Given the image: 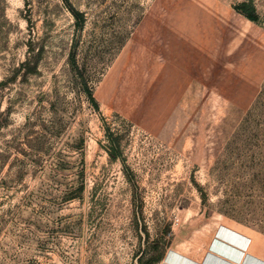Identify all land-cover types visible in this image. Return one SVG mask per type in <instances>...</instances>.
Returning <instances> with one entry per match:
<instances>
[{
	"label": "rangeland",
	"instance_id": "rangeland-1",
	"mask_svg": "<svg viewBox=\"0 0 264 264\" xmlns=\"http://www.w3.org/2000/svg\"><path fill=\"white\" fill-rule=\"evenodd\" d=\"M0 264H264V0H0Z\"/></svg>",
	"mask_w": 264,
	"mask_h": 264
},
{
	"label": "trees",
	"instance_id": "trees-1",
	"mask_svg": "<svg viewBox=\"0 0 264 264\" xmlns=\"http://www.w3.org/2000/svg\"><path fill=\"white\" fill-rule=\"evenodd\" d=\"M71 10H72V9H71ZM72 14L74 15V17H75L76 20H77V18H78V14L75 13L73 10H72ZM248 18H250V20H255L253 17H250V16H248Z\"/></svg>",
	"mask_w": 264,
	"mask_h": 264
}]
</instances>
